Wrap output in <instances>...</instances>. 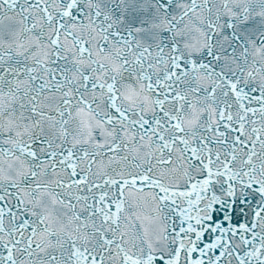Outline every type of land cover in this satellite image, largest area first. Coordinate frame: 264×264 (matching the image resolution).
I'll return each mask as SVG.
<instances>
[{"label": "snow or ice", "instance_id": "obj_1", "mask_svg": "<svg viewBox=\"0 0 264 264\" xmlns=\"http://www.w3.org/2000/svg\"><path fill=\"white\" fill-rule=\"evenodd\" d=\"M0 264H264V0H0Z\"/></svg>", "mask_w": 264, "mask_h": 264}]
</instances>
